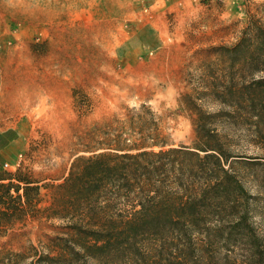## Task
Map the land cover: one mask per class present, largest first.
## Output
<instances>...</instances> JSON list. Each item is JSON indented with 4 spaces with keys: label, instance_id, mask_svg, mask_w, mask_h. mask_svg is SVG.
I'll list each match as a JSON object with an SVG mask.
<instances>
[{
    "label": "trees",
    "instance_id": "16d2710c",
    "mask_svg": "<svg viewBox=\"0 0 264 264\" xmlns=\"http://www.w3.org/2000/svg\"><path fill=\"white\" fill-rule=\"evenodd\" d=\"M211 53L201 85L180 99L192 115L194 143L171 142L146 104L129 110L123 122L115 116L63 181L47 185L51 202L44 210L66 223L63 236L48 252L32 245V254L3 261L264 264V226L256 220L264 217V25L249 17L235 44ZM207 99L217 110L203 107ZM13 133H0V150ZM241 139L260 156L240 155L233 147ZM237 165L251 170L256 193ZM41 187L23 168L0 167L1 233L41 211Z\"/></svg>",
    "mask_w": 264,
    "mask_h": 264
},
{
    "label": "rangeland",
    "instance_id": "374dc122",
    "mask_svg": "<svg viewBox=\"0 0 264 264\" xmlns=\"http://www.w3.org/2000/svg\"><path fill=\"white\" fill-rule=\"evenodd\" d=\"M52 13L62 15L50 21ZM249 17L264 25V0H0V133L14 132L0 150V167L23 168L42 186L41 211L0 232V264H14L3 261L9 254H32V245L48 252L63 236L66 223L44 210L51 202L47 185L63 181L115 116L123 122L146 104L163 135L176 146L192 145V115L180 99L201 85L215 59L211 48L235 44ZM153 26L159 51L149 50ZM16 66L29 70L18 82L31 103L14 102ZM201 104L218 108L211 99ZM233 148L260 156L245 139ZM235 170L256 193L251 170ZM256 220L264 226V217Z\"/></svg>",
    "mask_w": 264,
    "mask_h": 264
},
{
    "label": "crops",
    "instance_id": "0c3cea01",
    "mask_svg": "<svg viewBox=\"0 0 264 264\" xmlns=\"http://www.w3.org/2000/svg\"><path fill=\"white\" fill-rule=\"evenodd\" d=\"M176 5V4H175ZM178 11H176V13H177ZM152 27V26H151ZM155 26H153V28H152V31H153V34H155V39H154V43H155V46H152V47H150L149 48V50H152V51H159L158 49L161 47V45H160V43H157V40L159 39V37H158V35L156 34V31L154 30L155 28H154ZM160 40V39H159ZM153 43V44H154ZM157 43V44H156ZM28 54L30 55V53L28 52ZM28 68V67H27ZM28 70V69H27ZM26 67H25V69H24V67H21V66H16L15 67V70L14 71H16L15 73H16V81L18 82L19 81V79L21 78L20 77V75H21V73H26ZM27 72H29V70L27 71ZM22 78H24V80H23V82L22 83H25L24 81H25V77H22ZM19 84H17L16 85V90H15V95L13 96V99H15L14 100V102L15 103H18V104H20V103H31V99H30V97H29V95H27V94H25V90H24V88L23 87H21L20 86V83L21 82H18ZM44 87V91H45V89H49L50 90V85H49V82H48V84H47V86L45 85V86H43ZM22 88V89H21ZM1 98L2 99H4L5 97H4V93H3V91L1 92Z\"/></svg>",
    "mask_w": 264,
    "mask_h": 264
},
{
    "label": "bare ground",
    "instance_id": "6f19581e",
    "mask_svg": "<svg viewBox=\"0 0 264 264\" xmlns=\"http://www.w3.org/2000/svg\"><path fill=\"white\" fill-rule=\"evenodd\" d=\"M35 12V10L33 11V13ZM62 13H59V14H50V21H54L55 19H59V17H61Z\"/></svg>",
    "mask_w": 264,
    "mask_h": 264
},
{
    "label": "built area",
    "instance_id": "2783aa9c",
    "mask_svg": "<svg viewBox=\"0 0 264 264\" xmlns=\"http://www.w3.org/2000/svg\"><path fill=\"white\" fill-rule=\"evenodd\" d=\"M8 166V164H5V167H7Z\"/></svg>",
    "mask_w": 264,
    "mask_h": 264
}]
</instances>
